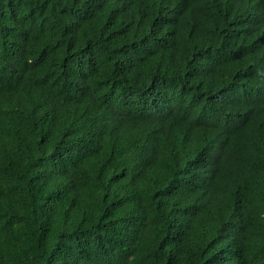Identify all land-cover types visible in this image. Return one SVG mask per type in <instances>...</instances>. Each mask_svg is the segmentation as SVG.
Instances as JSON below:
<instances>
[{"label": "trees", "instance_id": "1", "mask_svg": "<svg viewBox=\"0 0 264 264\" xmlns=\"http://www.w3.org/2000/svg\"><path fill=\"white\" fill-rule=\"evenodd\" d=\"M0 264H264V0H0Z\"/></svg>", "mask_w": 264, "mask_h": 264}]
</instances>
